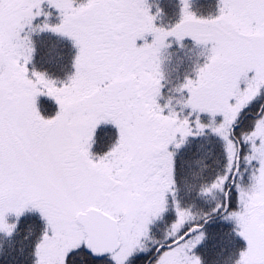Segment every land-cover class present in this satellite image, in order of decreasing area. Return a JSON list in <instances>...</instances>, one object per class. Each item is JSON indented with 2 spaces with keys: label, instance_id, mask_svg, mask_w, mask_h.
I'll use <instances>...</instances> for the list:
<instances>
[{
  "label": "snow or ice",
  "instance_id": "snow-or-ice-1",
  "mask_svg": "<svg viewBox=\"0 0 264 264\" xmlns=\"http://www.w3.org/2000/svg\"><path fill=\"white\" fill-rule=\"evenodd\" d=\"M215 7L200 17L178 0L160 26L149 0H0V251L36 214L31 264H202L219 217L243 243L226 264H264V0ZM41 33L74 49L62 80L33 65ZM173 44L197 49L175 84L162 69ZM108 125L114 139L93 151Z\"/></svg>",
  "mask_w": 264,
  "mask_h": 264
},
{
  "label": "trees",
  "instance_id": "trees-1",
  "mask_svg": "<svg viewBox=\"0 0 264 264\" xmlns=\"http://www.w3.org/2000/svg\"><path fill=\"white\" fill-rule=\"evenodd\" d=\"M159 7L162 9V15L156 21L157 23L165 26L177 20L178 8L174 12L167 9L165 5L161 6V3ZM213 14L215 12L209 13V15ZM52 17L50 18V22L56 23L55 16ZM33 40L36 48L33 58L35 68L40 71H46L49 77L53 79L62 80L72 69L71 60L74 55V49L70 42L66 38H61L51 33H41L38 36L34 35ZM181 80L179 78L178 81ZM38 106L41 113L47 116L52 115L56 110L55 104L45 97L39 98ZM112 134L113 131L110 127H101L97 134L98 143L94 146L93 151H103L108 145L107 143L111 141ZM187 152L188 150H185L182 156H186ZM179 163L180 158L177 159L178 167ZM211 206L213 205L197 201V207L203 211H208ZM40 226V221L36 214H26L20 221V235L15 237L16 243L12 247H9L7 242L4 243L3 250L0 251V264H31V247L33 241L39 234ZM28 227H32L33 235L21 245L18 242ZM231 227L232 225L230 223L220 220L219 217H213L209 223L204 225L203 231L205 232V239L196 250L202 259V264H226L230 258L235 257L236 251L243 246V243L232 234ZM20 247H23V252L19 251ZM136 259H143V257H137ZM132 264H136V260H133Z\"/></svg>",
  "mask_w": 264,
  "mask_h": 264
},
{
  "label": "rangeland",
  "instance_id": "rangeland-1",
  "mask_svg": "<svg viewBox=\"0 0 264 264\" xmlns=\"http://www.w3.org/2000/svg\"><path fill=\"white\" fill-rule=\"evenodd\" d=\"M149 2L155 3L157 6H159L161 3V6L165 5L167 7V9H169L170 11H174V12H176L177 8H178L177 0H149ZM190 2H191V5H193L190 10L193 11L197 16L207 17V16H209L210 12L214 13L216 11V7H215L216 0H190ZM201 14L204 16H202ZM53 16H55V13H53ZM164 17H166V16H164ZM52 19H53V17H52ZM157 24L160 26H163L159 23H157ZM167 25H169V24H166L165 26H167ZM183 43L185 45H187V48H192V42L191 41L185 40ZM187 48L184 51H180V50H177L176 45L173 44L172 48L169 49V51L170 52H176V55H173L170 60H165V62L162 65V69L165 73L166 78L168 80H170L172 82V84L177 83L179 78L183 79L184 75L190 72V70L193 66V61L196 59L195 52L197 51V49L193 48L192 53L186 55ZM189 55L191 56V59L189 58ZM71 71H72V69L67 74H70ZM54 112H53V114H54ZM42 115H44V114H42ZM44 116H47V115H44ZM101 127L102 128L110 127L113 131L111 140L114 139L115 130L110 125L101 126ZM172 218H173V215L171 213H168L165 215L163 221L157 222V224L153 228L154 235L159 237L161 235L164 227L166 226V224L169 223Z\"/></svg>",
  "mask_w": 264,
  "mask_h": 264
}]
</instances>
